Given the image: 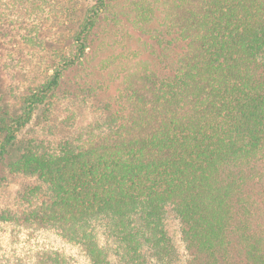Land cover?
I'll use <instances>...</instances> for the list:
<instances>
[{"label": "trees", "instance_id": "trees-1", "mask_svg": "<svg viewBox=\"0 0 264 264\" xmlns=\"http://www.w3.org/2000/svg\"><path fill=\"white\" fill-rule=\"evenodd\" d=\"M118 1L85 0L18 110L0 84V190L30 181L0 208L30 244L8 263L264 264V0H132L153 64L109 96L86 60ZM60 92L94 118L40 134Z\"/></svg>", "mask_w": 264, "mask_h": 264}, {"label": "rangeland", "instance_id": "rangeland-1", "mask_svg": "<svg viewBox=\"0 0 264 264\" xmlns=\"http://www.w3.org/2000/svg\"><path fill=\"white\" fill-rule=\"evenodd\" d=\"M131 1L116 3L115 11L119 16L103 26L101 38L86 60L93 74L89 81L96 87L97 81L106 87L109 96L117 94L123 80L139 64H153L148 42L137 31L139 6ZM84 7L85 0H0V74L3 75L0 84L12 111L18 110L31 88L53 73L54 58L78 27ZM62 95L58 93L52 115L55 128L50 127L51 121L43 123L40 134L58 137L65 121L72 120L74 128H80L94 118L91 107L71 104ZM29 127L30 131L36 130L32 123ZM9 180L0 190V208L18 207V192L24 182L30 183L19 176L10 175ZM12 230L0 226V262L5 260L7 264L24 256L30 245L25 231L13 233ZM39 239L46 240L41 236ZM48 239L57 244L55 238Z\"/></svg>", "mask_w": 264, "mask_h": 264}]
</instances>
